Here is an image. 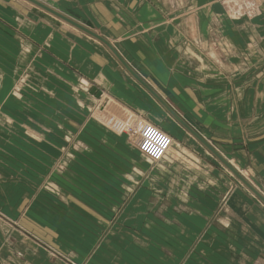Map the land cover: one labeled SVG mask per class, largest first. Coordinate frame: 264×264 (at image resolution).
<instances>
[{"label":"crops","instance_id":"crops-1","mask_svg":"<svg viewBox=\"0 0 264 264\" xmlns=\"http://www.w3.org/2000/svg\"><path fill=\"white\" fill-rule=\"evenodd\" d=\"M40 1L106 39L264 196V5L248 16V0ZM238 4L243 16L234 18ZM114 60L98 41L35 6L0 0V264H264V205L216 159L186 145V134ZM81 79L107 95L97 107L108 100V112L129 107L172 128L181 151L155 169L136 162L120 132L101 124L89 128L102 139L71 135L73 108L90 114L98 101L84 100ZM65 110L71 116L59 121ZM63 146L75 154L64 155ZM42 160L51 167L44 180L59 189L42 187V174L25 175L36 187L21 177V163L41 169ZM96 162L104 180L81 166Z\"/></svg>","mask_w":264,"mask_h":264},{"label":"rangeland","instance_id":"rangeland-1","mask_svg":"<svg viewBox=\"0 0 264 264\" xmlns=\"http://www.w3.org/2000/svg\"><path fill=\"white\" fill-rule=\"evenodd\" d=\"M24 1V0H23ZM226 1V0H225ZM26 2V1H25ZM256 4H258L259 6L260 5H264V0H248V1H245V6L246 7H248L247 9H245V14L246 15H248V16H251V13H252V9H253V7H257V5ZM231 7H232V5H231ZM240 5L238 4L237 6L236 5H234L233 6V10H234V13H232V16L234 17V18H240L241 16H243L242 14H241V12H240ZM234 14V15H233ZM245 15V16H246ZM255 16H257V18H259V16H261L260 14H258V15H255ZM260 21H261V23H259L258 25H260V27H262L263 28V30H264V20L262 21L261 19H260ZM71 27V26H70ZM261 34H263V33H261ZM255 51H257V50H255ZM115 62H114V64L115 65H118L119 66V64L116 62V60H114ZM119 68H121L120 66H119ZM122 69V68H121ZM243 71H244V74L242 75V77H245V71L246 72H248L249 71V69H246V68H244L243 69ZM253 70L251 69V72H252ZM89 84V87H88V92H86L85 94H84V100L85 101H87V99H89L88 101L90 102L91 100V98H90V96L92 97V100L95 98L93 95H90L89 94V89H90V87L91 86H93L91 83H88ZM98 85V84H97ZM139 86V85H138ZM95 87V86H94ZM96 88V87H95ZM97 88H100V87H97ZM79 89V88H78ZM82 92H83V90H81ZM145 92V91H144ZM110 95V94H109ZM149 95V94H148ZM88 97V98H87ZM96 99V98H95ZM96 100H98L99 101V99H96ZM95 101V100H94ZM103 100H101V102H102ZM100 102V103H101ZM166 102V101H165ZM78 103V102H77ZM81 103V106H85V107H87L88 108V104H87V102H86V104H82V102H79V104ZM92 103H94V102H92ZM156 104V103H155ZM168 104V103H167ZM75 105H76V102H75ZM93 105V104H92ZM98 105V104H97ZM96 105V106H97ZM157 105V104H156ZM159 105V104H158ZM95 106V105H94ZM170 106V105H169ZM78 107V109L80 110V107L79 106H77ZM106 107V106H105ZM102 108V107H96V109L99 111V112H101V110L102 109H104L105 111H106V113H103V112H101L102 114H104L105 115V118H104V122L101 124V126H103V127H105L106 129H109L111 132H113V133H116V135L119 133L117 130H115L113 127H115L114 125L116 124L117 125V119H119L123 114H122V112H125V116H129L127 113H126V111L128 112V111H130L131 113H132V115L134 116V115H138L139 117H143L146 121H148V123L153 127V128H155L156 130H158L159 132L161 131V133L163 132L161 129H159V128H157L156 126H154L153 125V122L151 123V121L153 120H157V119H155V117L154 118H151L150 116H146L145 114H142L141 112L139 113H137L136 111H133V110H130V108L129 107H127L126 109H123V110H119V111H117V112H115V111H107V109L106 108ZM159 107H161L160 105H159ZM172 108V107H171ZM84 109H86V108H84ZM161 109H162V111H163V113H164V118L167 120V121H169L170 123H171V125H173L174 127H178L182 132H183V134L186 136L185 137V144L186 145H188V141H191L192 143H194V145H196V147L198 148V150H200V151H202V155L203 156H205V157H207V158H209V159H211V160H213V159H215V158H213V156L207 151V150H205L201 145H200V143L199 142H197L191 135H189L180 125H178L168 114H167V112L165 111V110H163V108L161 107ZM76 112H75V111ZM95 109L94 108H92V107H90V112H92V111H94ZM161 111V110H160ZM173 111H175L174 109H173ZM181 111V110H180ZM58 113H59V117H58V120L59 121H64V120H68L67 118V116H68V114L70 115L71 113H70V111H66L65 110V113H63V112H61V111H58ZM73 113H74V116H75V119L73 120V123H77L78 125L77 126H74L73 128L72 127H70V128H72V129H74L75 130V132H74V130H72L73 131V133L71 132L70 134L71 135H73V136H75L76 138H77V136L80 138V139H82V136H83V138H85L86 139V136L85 135H88V137L90 138V139H93V140H96V139H99V138H103V133H100V134H98V133H95L94 131H92V130H90V128L89 127H95V125H96V123L94 122V124L92 123H90V124H88L87 122H89V112H87V110H82V112L80 113V111H78L76 108L74 109L73 108ZM134 113V114H133ZM175 113H177V115H179L195 132H197L196 131V129H195V127L193 126L194 124H197L196 122H194L192 119H190L188 116H186L185 115V113L183 112V111H181L180 113H178V112H176L175 111ZM79 115V117L77 118V115ZM123 115V116H124ZM71 116V115H70ZM88 116V117H87ZM133 116H129V117H127L126 119H127V121H128V123L129 122H131L132 121V119H133ZM87 118V119H86ZM129 118V119H128ZM125 119V120H126ZM151 121H150V120ZM79 120V121H78ZM83 122H86V123H83ZM65 123H67L66 121H65ZM85 125V128H83L82 130H81V132H80V129H81V125ZM87 124H88V126H87ZM114 124V125H113ZM99 125V124H98ZM198 125V124H197ZM172 126V127H173ZM100 127V126H99ZM119 127H121L120 125H119ZM61 128L62 127H58V130H59V134H63V135H67L65 132H63V131H60L61 130ZM69 127H68V129H70ZM64 129V128H63ZM66 129V128H65ZM171 130H173L172 128H171ZM85 131H86V133H85ZM80 134H79V133ZM83 132H84V134H83ZM165 133V132H164ZM78 134V135H77ZM90 134V135H89ZM105 134V133H104ZM199 134V133H198ZM81 135V136H80ZM199 135H201V134H199ZM121 138H122V141H123V143H124V145H129L128 143H129V141H128V139H127V135H125L124 133H122L121 134ZM167 136V135H166ZM67 138H69V135H67L66 136ZM168 137V136H167ZM65 138V137H64ZM67 138H65L66 140H67ZM27 139L29 140V141H32V140H30L28 137H27ZM58 139L59 140H61L62 141V138H60V137H58ZM70 139V138H69ZM105 139V138H104ZM107 139V143L109 144V145H111V146H109V147H107L106 148V150L109 152V153H113V142H110V141H108L109 139L108 138H106ZM170 139H171V142H173V140L175 141V143H177V144H179V146H180V148H182V146L183 145H181L178 141H176L175 139H172L171 137H170ZM203 139H205V138H203ZM206 141H208L207 139H205ZM64 141V140H63ZM89 141V140H88ZM183 142V141H182ZM184 146L185 148L187 147V146ZM171 146V145H170ZM170 146H169V148H170ZM199 147H201V148H199ZM215 148V147H214ZM60 149H62L61 147H60ZM128 149H130V150H132L135 154H137V155H139L138 154V152L135 150V149H133V148H131V146L129 145V148ZM187 149H190L189 147H187ZM202 149V150H201ZM216 149V148H215ZM174 150L175 151H177L176 149H172V151L170 152L171 154H176L177 155V152L175 153L174 152ZM29 151V149H26V152H28ZM62 151V150H61ZM85 151V150H84ZM116 151H117V148H116ZM168 151V150H167ZM203 151H205V152H203ZM217 152L220 154V152L217 150ZM116 153V152H115ZM206 153V154H205ZM72 156L75 154V153H73V152H71L70 153ZM164 154H166V155H164V156H167V152L166 153H164ZM198 154V153H197ZM83 155H85V153H83ZM109 155V154H108ZM222 155V154H221ZM164 156H162V158L160 159V161L163 159V157ZM26 157L28 158V159H33V157H32V155L31 154H29V153H26ZM69 157V156H68ZM223 157L225 158V156L223 155ZM104 158H106V160H108V158L107 157H104ZM138 158L140 159V156H138ZM27 159V160H28ZM226 159V158H225ZM96 160V159H95ZM98 160V159H97ZM124 160V159H123ZM29 161V160H28ZM126 160H124V161H122V162H125ZM159 161V162H160ZM215 161H217V160H215ZM226 161L227 162H231L229 159H226ZM159 162H157L156 164H158ZM124 164V163H123ZM97 167H96V166ZM235 165V164H234ZM16 167H19L20 168V170L22 171V178H24L25 179V181H26V183L28 182L29 184H27V186H32V187H36L37 186V184L35 183V180L36 179H30L29 177H27L26 178V174L28 173V171H30L31 173H35L36 175H40V174H42L41 175V177H42V179H41V186L42 187H45V186H48L49 187V185L47 184V183H49V184H52V185H54L52 182H50L49 180H44V173L47 171V173L51 170V167H50V164L49 163H46V162H44L43 160L41 161V169L40 168H36V167H32L33 166V164H24V163H21L19 166L18 165H15ZM64 166L65 165H60V167H63V169H64ZM82 167H84L83 169L84 170H86V172H89V173H91L92 175H99L100 177H101V179H102V176H101V172H102V168H101V165H99V164H97V162L96 163H94V164H92V165H81ZM122 166H124V165H122ZM222 166V165H221ZM151 167H153V166H151ZM155 167V169H158V168H160V167H157V166H154ZM223 167V166H222ZM235 167L237 168L236 170H237V172H240L241 173V175L243 176V173L245 174V171L244 170H241L240 168H238L236 165H235ZM101 168V169H100ZM98 169L101 171V172H99L98 171ZM142 170V169H141ZM223 170H224V172L227 174V175H229L230 177H232V178H234L237 182H238V180L226 169V168H224L223 167ZM75 171H79L76 167H75ZM135 171H136V173H140V171L139 170H137V169H135ZM134 171V172H135ZM143 171V170H142ZM99 173V174H98ZM103 175V174H102ZM244 177V176H243ZM245 178V177H244ZM83 179V178H82ZM102 180H104V179H102ZM40 181V180H39ZM239 183V186H241L244 190L246 189L240 182H238ZM55 186V185H54ZM57 189H59L57 186H55ZM127 190V189H126ZM247 190V189H246ZM248 191V190H247ZM249 192V191H248ZM250 193V192H249Z\"/></svg>","mask_w":264,"mask_h":264},{"label":"bare ground","instance_id":"bare-ground-1","mask_svg":"<svg viewBox=\"0 0 264 264\" xmlns=\"http://www.w3.org/2000/svg\"><path fill=\"white\" fill-rule=\"evenodd\" d=\"M40 1V0H38ZM224 1V0H223ZM231 1V0H230ZM42 2V1H40ZM237 2V1H236ZM28 3V2H26ZM43 3V2H42ZM230 6V5H229ZM191 17V16H190ZM76 22V21H75ZM192 27V26H191ZM193 30V28H192ZM95 32V31H93ZM96 33V32H95ZM98 34V33H96ZM209 34V33H208ZM99 35V34H98ZM101 36V35H100ZM102 37V36H101ZM106 40V39H105ZM112 46V45H111ZM113 47V46H112ZM114 48V47H113ZM116 51V50H115ZM213 55H216L215 52H213ZM219 60V59H218ZM127 61L129 62L128 64H132L135 65V63H133L131 60H129L127 58ZM129 66V65H128ZM135 70L140 73L139 75L143 76V78L150 82L149 84L154 86V83L151 82L146 74V72L138 65L134 66ZM142 79V77H140ZM98 82V81H97ZM17 84V83H16ZM80 86L82 87V89L85 92H88V87L89 84L86 80L81 79L79 82ZM79 85L77 84V87ZM92 87V86H91ZM96 87V86H95ZM160 87V86H159ZM97 89V88H96ZM98 90V89H97ZM101 92V97H99V101H95L94 103H89L90 107L94 108L95 110L92 111L89 114V122H87L88 124H92V122H95L96 124H102L104 122V118L105 115L102 114L101 112H99L96 109V105L100 103L101 100H103V98L107 97V95H105L102 90H100ZM159 95L166 101V103H168V105H170V107H172V109H174L176 112L180 113L182 111V109L171 99L167 96V94H165V91H158ZM95 99V98H94ZM115 101V100H114ZM108 100H106L101 107L104 108L107 105ZM117 103V102H116ZM93 104V105H92ZM95 105V106H94ZM131 110V109H130ZM181 110V111H180ZM103 113H105L106 111L104 109L101 110ZM115 111V109L113 110ZM174 111V112H175ZM126 113L129 116H133L132 113L130 111H126ZM122 114L124 115L125 112H122ZM134 114V113H133ZM177 114V113H176ZM121 116L119 119H117V125L113 124L115 127H113L115 130H117L119 133V135H121L122 133H124L125 135H127V139L129 141V145L131 146V148L135 149L138 152V156H140V158H142L143 161L150 163L151 166H155L156 162H159L160 159L162 158V156L166 155L164 153L167 152V150L169 149V146L171 145V139L169 137H167L165 134L161 133V131L159 132L158 130H156L155 128H153L148 121H146L143 117H139L138 115H134L133 119L131 122L128 123L127 121V117L129 116ZM88 117V116H87ZM87 119V118H86ZM126 119V120H125ZM129 119V118H128ZM156 119V118H155ZM86 123V122H83ZM87 124V125H88ZM119 125L121 127H119ZM13 126V125H11ZM25 126V124H24ZM27 126V125H26ZM98 126V125H97ZM196 129V131L201 134L204 138H207L208 135L207 133L197 124L193 125ZM28 127V126H27ZM85 128V127H84ZM83 131V130H82ZM81 132V131H80ZM84 133V132H83ZM86 133V131H85ZM87 134V133H86ZM90 135V134H89ZM81 136V135H80ZM88 137L86 136V139ZM79 140H85V138L82 139L79 138ZM67 141H71L70 139H67ZM70 143V142H69ZM72 143V142H71ZM74 143H76V141L74 140ZM68 144V143H67ZM66 145V144H65ZM129 145H125L127 148H129ZM62 152H65V146L62 147ZM85 150V151H84ZM81 153L86 152L89 153L91 150L87 147H84V149L79 150ZM72 151L69 152H65L64 155L67 156H72L70 153ZM75 152V151H74ZM204 152V151H203ZM176 153V152H175ZM174 154V153H173ZM178 154V153H177ZM206 154V153H205ZM90 155V154H89ZM93 155V154H92ZM97 155V154H96ZM118 156V155H117ZM175 156V155H174ZM181 156V155H180ZM83 157V156H82ZM223 157V156H222ZM90 158V156H89ZM191 158V157H190ZM224 158V157H223ZM80 159V158H79ZM103 159V158H102ZM134 159V158H133ZM182 159V157H181ZM69 160V159H68ZM93 160V158H92ZM105 160V159H104ZM226 160V159H225ZM60 161V160H59ZM73 161V160H72ZM89 161V160H88ZM182 161V160H181ZM82 162V161H81ZM133 162V161H132ZM136 162H140V159L137 158ZM84 163L86 164V161H84ZM147 163V164H148ZM189 163V162H188ZM235 170L237 169L235 167V163L233 161L228 162ZM59 164V163H58ZM69 164V163H68ZM78 162H76L77 166ZM141 164V163H139ZM143 164V163H142ZM79 165V164H78ZM89 166L91 164H88ZM146 165V164H144ZM143 165V166H144ZM96 166V165H95ZM81 167V166H80ZM97 167V166H96ZM145 167V166H144ZM84 168V167H83ZM107 170V169H104ZM237 171V170H236ZM153 173V172H152ZM240 175L241 173L238 172ZM75 174V173H74ZM99 174V173H98ZM246 174L243 173V176L245 177ZM242 176V175H241ZM242 176V177H243ZM243 177V178H244ZM98 179V178H97ZM246 179V178H244ZM109 180V179H108ZM117 180V179H116ZM180 181V180H179ZM248 181V180H247ZM110 182V181H109ZM248 183L250 184V182L248 181ZM115 184V183H114ZM116 185V184H115ZM251 185V184H250ZM191 188V187H190ZM192 189V188H191ZM249 191V190H248ZM250 192V191H249ZM187 194V193H186ZM144 204V203H143ZM221 220V219H220ZM223 221V220H222ZM225 221V222H224ZM224 223L227 225V221L224 219ZM76 262V261H75ZM67 264V263H66Z\"/></svg>","mask_w":264,"mask_h":264},{"label":"water","instance_id":"water-1","mask_svg":"<svg viewBox=\"0 0 264 264\" xmlns=\"http://www.w3.org/2000/svg\"><path fill=\"white\" fill-rule=\"evenodd\" d=\"M29 4L35 6L36 8L44 11L45 13L55 17L56 19L70 25L71 27L75 28L76 30L82 32L83 34L93 38L94 40L98 41L102 44L118 61V63L123 67V69L168 113V115L178 124L180 125L189 135H191L197 142H199L224 168H226L237 180L240 182L250 193L258 199L264 205V196L258 192L252 185L248 183L246 179H244L226 160L223 158L217 150L205 139H203L197 132H195L179 115H177L173 109L159 97V95L148 85L146 84L128 65L127 63L121 58V56L115 51V49L111 46V44L105 40L100 35L96 34L92 30L80 25L79 23L73 21L72 19L68 18L67 16L55 11L54 9L50 8L46 4L38 1V0H24ZM89 94L93 95L96 99L101 97V92L97 90L94 86L90 87ZM163 132L169 135L172 139L176 141H181L179 135L173 133L170 129L163 128ZM172 149H176L178 152L181 151L179 144L173 142L171 143L170 148L167 151V156H164L163 159L156 164L155 166L159 167L160 165H165L169 161V157H172L170 153Z\"/></svg>","mask_w":264,"mask_h":264},{"label":"built area","instance_id":"built-area-1","mask_svg":"<svg viewBox=\"0 0 264 264\" xmlns=\"http://www.w3.org/2000/svg\"><path fill=\"white\" fill-rule=\"evenodd\" d=\"M162 133H164V132H162ZM164 134H166V133H164ZM167 135V134H166ZM168 136V135H167ZM169 137V136H168ZM170 138V137H169ZM157 163V162H156Z\"/></svg>","mask_w":264,"mask_h":264}]
</instances>
